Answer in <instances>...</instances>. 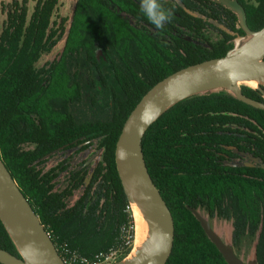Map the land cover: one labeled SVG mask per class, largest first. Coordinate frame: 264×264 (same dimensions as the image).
Wrapping results in <instances>:
<instances>
[{
    "label": "trees",
    "instance_id": "1",
    "mask_svg": "<svg viewBox=\"0 0 264 264\" xmlns=\"http://www.w3.org/2000/svg\"><path fill=\"white\" fill-rule=\"evenodd\" d=\"M237 1L251 30L264 26V0ZM58 2L35 0L31 12L28 0L5 4L0 158L63 258H90L114 247L121 250L119 261L131 251L135 231L115 161L127 116L156 82L226 54L235 37L247 33L237 14L215 0H160L174 13L162 30L143 18L139 0H76L68 27V19L52 20ZM63 35L59 55L37 66ZM240 86L246 96L263 100L257 87ZM80 108L98 113L79 118ZM141 144L174 222L165 264H228L190 207L207 219L230 221L237 254L243 239L254 238L253 259L264 264L263 109L224 88L190 95L161 113ZM92 145L100 158L91 170L84 161L71 168L72 156L44 166L58 151L78 153ZM124 225L131 246L123 242ZM0 248L21 256L1 218Z\"/></svg>",
    "mask_w": 264,
    "mask_h": 264
},
{
    "label": "water",
    "instance_id": "2",
    "mask_svg": "<svg viewBox=\"0 0 264 264\" xmlns=\"http://www.w3.org/2000/svg\"><path fill=\"white\" fill-rule=\"evenodd\" d=\"M224 6L233 10L247 36L237 35L234 47L226 54L180 68L156 82L127 116L115 146V161L125 195L141 211L148 226V243L132 258L114 264H165L173 246L174 222L171 211L156 187L146 165L142 137L150 124L169 106L190 95L224 88L237 99L264 110V85L257 83L263 100L243 94L241 82L264 78V26L251 30L246 13L237 0ZM220 3V2H219ZM185 10L192 14L190 9ZM205 233L220 250L228 264H257L243 260L233 246L225 243L209 220L189 208ZM0 218L8 229L21 256L0 248L3 264H67L42 225L10 171L0 158Z\"/></svg>",
    "mask_w": 264,
    "mask_h": 264
},
{
    "label": "rangeland",
    "instance_id": "3",
    "mask_svg": "<svg viewBox=\"0 0 264 264\" xmlns=\"http://www.w3.org/2000/svg\"><path fill=\"white\" fill-rule=\"evenodd\" d=\"M76 0H59L57 7L55 9V12L53 14L52 20L59 22L62 18L68 19L65 23V27H68L69 18L73 13L74 4ZM217 2L223 3L226 6L229 7L231 2L227 0H215ZM233 1V0H231ZM11 0H0V31L3 27L5 18H6V7L5 4L10 3ZM35 5V0H28V8L29 12L33 10V7ZM65 41V35H63L57 44L51 48L50 51L44 52L40 59L37 62V66H41L46 61L52 60L55 57L59 55V53L62 51L63 45ZM242 83V82H241ZM244 84H250L249 81H243ZM252 85V84H250ZM256 86V84L254 85ZM98 111L96 109L92 108H80L79 111H77V116L79 118H87L89 116L96 115ZM69 156L71 157V168L76 167L77 165L81 164L82 161L85 162L89 166V169L91 170L93 166L96 164L98 159L100 158V151L95 148V145H92L89 149L75 153L73 150L68 151H58L54 153L53 155L49 156L47 158V161L45 162L44 166L46 169L50 168L51 166L56 165L59 161H61L64 158H67ZM66 179H64V174H61L58 182L59 185L63 186L65 184ZM81 193V190L75 191L74 196L72 197V200H75L79 194ZM210 225L215 230V232L222 238V240L227 243L231 244V234H232V224L228 220L219 219V218H208ZM254 245L255 241L254 238L251 237L245 238L242 240L238 255L245 261L251 260L254 257ZM127 257V256H126Z\"/></svg>",
    "mask_w": 264,
    "mask_h": 264
},
{
    "label": "built area",
    "instance_id": "4",
    "mask_svg": "<svg viewBox=\"0 0 264 264\" xmlns=\"http://www.w3.org/2000/svg\"><path fill=\"white\" fill-rule=\"evenodd\" d=\"M132 210L131 204L129 203L125 207V211L129 212ZM120 231L124 237L123 242L125 245H132V235L130 229L127 226L120 227ZM121 256V250L115 249L114 247H109L105 252L95 253L92 257H80L77 255H72L69 257L63 258L67 264H114L118 261Z\"/></svg>",
    "mask_w": 264,
    "mask_h": 264
},
{
    "label": "clouds",
    "instance_id": "5",
    "mask_svg": "<svg viewBox=\"0 0 264 264\" xmlns=\"http://www.w3.org/2000/svg\"><path fill=\"white\" fill-rule=\"evenodd\" d=\"M139 12L157 30H162L173 19L174 13L160 0H139Z\"/></svg>",
    "mask_w": 264,
    "mask_h": 264
},
{
    "label": "bare ground",
    "instance_id": "6",
    "mask_svg": "<svg viewBox=\"0 0 264 264\" xmlns=\"http://www.w3.org/2000/svg\"><path fill=\"white\" fill-rule=\"evenodd\" d=\"M249 82L250 84H252V86H254L257 83H262L264 85V78L260 80L251 79L249 80ZM131 208H132V214L134 218V230H135L134 231V242L131 248V252L126 257V260L132 258V256H134L135 253L140 251L148 243L150 239L149 229L143 218L141 211L134 204L131 205Z\"/></svg>",
    "mask_w": 264,
    "mask_h": 264
},
{
    "label": "flooded vegetation",
    "instance_id": "7",
    "mask_svg": "<svg viewBox=\"0 0 264 264\" xmlns=\"http://www.w3.org/2000/svg\"><path fill=\"white\" fill-rule=\"evenodd\" d=\"M245 161L247 162V159H246V160H245V159H241V160H240V162H245Z\"/></svg>",
    "mask_w": 264,
    "mask_h": 264
}]
</instances>
